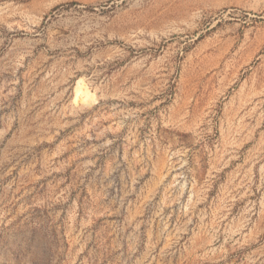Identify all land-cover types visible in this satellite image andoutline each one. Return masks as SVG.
Listing matches in <instances>:
<instances>
[{
	"label": "rangeland",
	"instance_id": "obj_1",
	"mask_svg": "<svg viewBox=\"0 0 264 264\" xmlns=\"http://www.w3.org/2000/svg\"><path fill=\"white\" fill-rule=\"evenodd\" d=\"M0 264H264V0H0Z\"/></svg>",
	"mask_w": 264,
	"mask_h": 264
},
{
	"label": "bare ground",
	"instance_id": "obj_2",
	"mask_svg": "<svg viewBox=\"0 0 264 264\" xmlns=\"http://www.w3.org/2000/svg\"><path fill=\"white\" fill-rule=\"evenodd\" d=\"M163 2H165V0H151V3H154V4H162ZM149 4V3H148ZM171 4V3H170ZM163 7V6H162ZM166 8V7H164ZM146 10V9H145ZM135 12V11H134ZM151 12V11H150ZM149 13V12H148ZM147 13V14H148ZM119 47V46H118ZM124 50V49H123ZM133 50V49H131ZM116 52V51H115ZM121 52V51H120ZM131 55V54H130Z\"/></svg>",
	"mask_w": 264,
	"mask_h": 264
}]
</instances>
